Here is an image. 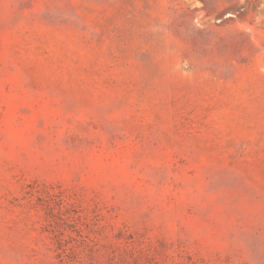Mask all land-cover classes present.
Segmentation results:
<instances>
[{
  "label": "rangeland",
  "instance_id": "rangeland-1",
  "mask_svg": "<svg viewBox=\"0 0 264 264\" xmlns=\"http://www.w3.org/2000/svg\"><path fill=\"white\" fill-rule=\"evenodd\" d=\"M0 264H264V0H0Z\"/></svg>",
  "mask_w": 264,
  "mask_h": 264
}]
</instances>
